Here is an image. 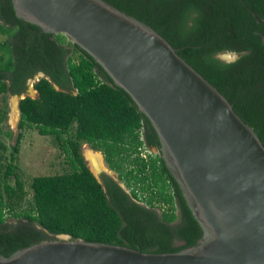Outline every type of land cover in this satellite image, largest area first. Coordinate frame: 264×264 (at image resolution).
<instances>
[{"label":"trees","instance_id":"1","mask_svg":"<svg viewBox=\"0 0 264 264\" xmlns=\"http://www.w3.org/2000/svg\"><path fill=\"white\" fill-rule=\"evenodd\" d=\"M147 23L215 86L264 144V0H104ZM0 123L7 98L20 102L16 144L0 141V254L68 235L144 253H177L196 246L203 230L160 150L150 120L86 51L64 34L44 33L19 19L12 0H0ZM245 53L229 63L213 54ZM59 87L60 90L56 89ZM26 128L51 136L71 171L35 177L26 200L19 173V140ZM104 155L118 182L100 183L82 154ZM11 150L9 156L6 153ZM144 150V151H143ZM121 184H124V188Z\"/></svg>","mask_w":264,"mask_h":264},{"label":"water","instance_id":"2","mask_svg":"<svg viewBox=\"0 0 264 264\" xmlns=\"http://www.w3.org/2000/svg\"><path fill=\"white\" fill-rule=\"evenodd\" d=\"M12 3L19 19L67 36L131 96L157 132L203 237L183 251L154 254L60 235L0 254V264H264V144L229 100L153 27L104 0ZM33 94L15 96L19 121L21 100Z\"/></svg>","mask_w":264,"mask_h":264},{"label":"rangeland","instance_id":"3","mask_svg":"<svg viewBox=\"0 0 264 264\" xmlns=\"http://www.w3.org/2000/svg\"><path fill=\"white\" fill-rule=\"evenodd\" d=\"M5 40H7V37L0 34V42ZM220 58L227 62L234 60L233 55L230 53L223 54ZM34 81H36L35 78ZM33 85L34 83L29 82L28 90H33V96L36 97V91L34 90ZM7 104L9 107L7 119L2 124L0 123V141L4 142L7 147H12L16 144V140L20 132L18 127L19 117H17L19 98L10 95L7 98ZM3 106V96L0 95V108ZM14 112H16L17 115L14 114ZM22 133L23 136L19 140L20 153L18 158V166L19 173L25 184V192L27 193L26 200L28 202L32 200L33 192L31 189V183L35 177L65 174L71 171V166L66 161V155L56 146L55 140L51 136H42L36 130L31 128H26L22 131ZM89 147L90 145L88 144H83L82 146V154L86 159L87 154L94 152L91 151ZM94 153L101 155L102 169L100 171L104 170L107 174L116 178V174L107 169L108 166L105 163L102 154L99 152ZM10 154L11 150L9 148V151L6 153V155L9 156ZM143 154L147 155L145 152H143ZM88 164L91 171L103 183V180L100 179L101 176H98L100 171L96 172L97 170L93 169L92 164L90 162ZM121 185L126 188L124 184Z\"/></svg>","mask_w":264,"mask_h":264},{"label":"flooded vegetation","instance_id":"4","mask_svg":"<svg viewBox=\"0 0 264 264\" xmlns=\"http://www.w3.org/2000/svg\"><path fill=\"white\" fill-rule=\"evenodd\" d=\"M39 74V73H38ZM37 74V75H38ZM36 75V76H37ZM35 76V77H36ZM90 148V150L91 151H94L91 147H89ZM144 151V150H143ZM94 152H97V151H94ZM145 153H147V155H144L143 153H142V156H144V157H148L149 156V154H151V152H153L154 154H156V155H158L159 154V152L161 153V148H160V150L159 149H157V148H152L151 149V151H149V152H147V151H144ZM99 153H101V152H99ZM102 154V153H101ZM162 155V154H161ZM102 156H103V158H104V155L102 154ZM85 158V157H84ZM85 161H86V163H87V166H88V168L90 169V167H89V162H88V160L85 158ZM104 161H105V158H104ZM105 163H106V161H105ZM108 170H110L109 169V167L107 168ZM91 170V169H90ZM111 171V170H110ZM113 172V171H112ZM115 173V172H114ZM94 174V173H93ZM116 174V173H115ZM95 175V174H94ZM96 176V175H95ZM99 176H101L100 177V179H102V180H104V176H107V177H109V178H111V179H113L115 182H118V177H116V178H114V177H112L111 175H109V174H107L104 170H102L100 173H99ZM116 176H117V174H116ZM96 178L98 179V177L96 176ZM98 181L100 182V183H102L99 179H98ZM103 183H104V181H103Z\"/></svg>","mask_w":264,"mask_h":264},{"label":"bare ground","instance_id":"5","mask_svg":"<svg viewBox=\"0 0 264 264\" xmlns=\"http://www.w3.org/2000/svg\"><path fill=\"white\" fill-rule=\"evenodd\" d=\"M87 159L92 164L93 169L97 170L96 172L102 169L101 168L102 167L101 155L94 153V152H90L89 154H87Z\"/></svg>","mask_w":264,"mask_h":264},{"label":"clouds","instance_id":"6","mask_svg":"<svg viewBox=\"0 0 264 264\" xmlns=\"http://www.w3.org/2000/svg\"><path fill=\"white\" fill-rule=\"evenodd\" d=\"M230 54L233 55L234 60L229 63H234L238 61L245 53H236L235 51H231ZM220 57H221V53L218 52V53L213 54L212 59H220Z\"/></svg>","mask_w":264,"mask_h":264},{"label":"crops","instance_id":"7","mask_svg":"<svg viewBox=\"0 0 264 264\" xmlns=\"http://www.w3.org/2000/svg\"><path fill=\"white\" fill-rule=\"evenodd\" d=\"M20 122V121H19Z\"/></svg>","mask_w":264,"mask_h":264}]
</instances>
